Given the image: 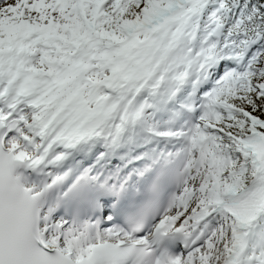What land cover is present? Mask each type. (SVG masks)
Returning a JSON list of instances; mask_svg holds the SVG:
<instances>
[{"label":"snow or ice","instance_id":"snow-or-ice-1","mask_svg":"<svg viewBox=\"0 0 264 264\" xmlns=\"http://www.w3.org/2000/svg\"><path fill=\"white\" fill-rule=\"evenodd\" d=\"M0 264H264V0H0Z\"/></svg>","mask_w":264,"mask_h":264}]
</instances>
